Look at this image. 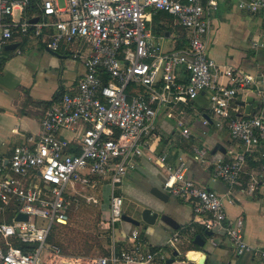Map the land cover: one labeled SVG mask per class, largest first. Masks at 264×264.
<instances>
[{
	"label": "built area",
	"instance_id": "1",
	"mask_svg": "<svg viewBox=\"0 0 264 264\" xmlns=\"http://www.w3.org/2000/svg\"><path fill=\"white\" fill-rule=\"evenodd\" d=\"M0 0V72L5 52L19 53L23 41L40 42L52 52L78 43L88 53L74 52L83 60L84 72L76 83L47 106L40 117V132L13 148L9 157L0 156V264H154L164 263L165 252L142 251L138 231L130 235L132 246L118 254L64 256L49 241L53 227L65 226L69 212L81 191L109 193L110 224L121 220L122 198L114 191L130 162L142 156L145 139L153 136L156 119H177L173 111L180 103L194 100L211 90L210 108L218 130L227 129L239 142L241 151H232L226 160L205 161L204 149H193L196 158L211 168L213 180L233 187L238 184L246 156L264 140V88L250 76L220 67L209 57L211 16L217 0ZM238 7L255 13L264 9V0L239 1ZM165 13L184 32L181 49L163 51L148 27L150 15ZM36 19L35 22L32 20ZM16 44L12 50L9 45ZM83 53V54H82ZM187 73L180 81L177 70ZM224 76L230 85L220 84ZM256 89V88H255ZM239 91L254 92L262 101L257 114L237 117L231 103ZM66 140L62 131H75ZM182 135L188 136L186 128ZM166 171L164 187L169 194L191 205L196 221L205 231L223 235L237 255L255 254L243 238L241 217L226 216L222 198L187 177V166L179 158L175 166L158 157ZM251 179L246 191L252 193ZM87 201L96 203L92 197ZM19 214L26 220H16ZM183 242L175 233L166 242L171 251ZM215 246L213 240L210 241ZM264 264V249L257 252Z\"/></svg>",
	"mask_w": 264,
	"mask_h": 264
},
{
	"label": "crops",
	"instance_id": "2",
	"mask_svg": "<svg viewBox=\"0 0 264 264\" xmlns=\"http://www.w3.org/2000/svg\"><path fill=\"white\" fill-rule=\"evenodd\" d=\"M239 1L217 0V9L211 16L208 55L218 66L252 77L256 82L252 90H261L264 88V9L251 13L239 8ZM148 27L152 32L159 30V34H153L160 36L163 51L183 46L184 32L173 18L162 13L150 15ZM18 50L19 53L5 52L0 72V156L4 158L26 138L39 134L43 110L57 102L84 72L83 60L73 59L72 54L88 53L87 48L78 43L52 52L34 40L23 41ZM177 75L180 81L187 78L183 68L177 70ZM216 79L220 84L230 85L223 75ZM211 92L204 90L191 102L176 106L173 113L179 115L183 126L174 117L167 118L166 111L158 115L154 135L144 140L142 156L130 162L114 194L125 204L122 214L140 220V211L158 202L151 191L165 193L166 171L160 167L158 157L165 154L170 166H175L181 158L187 166L188 179L222 198L228 219H243L244 241L255 254L237 255L223 235L207 236L196 221L191 205L167 192L166 213L172 228L166 224L134 227L122 220L111 225L108 221L110 236L102 255L112 251L118 254L132 246L130 235L137 230L142 251L164 250L165 262L154 264H260L257 252L264 249V140L255 152L246 156L237 185L229 187L220 180H213L211 168L196 158L193 149H204L205 161L214 162L228 159L230 152L241 151L242 146L230 137L227 129L215 127L210 108ZM261 104L254 92L239 91L230 107L237 117H252ZM184 128L188 131L187 137L182 135ZM82 130L83 126L79 125L75 131H62L60 136L72 140ZM251 179L256 181V187L248 193L246 189ZM104 190L110 193L108 186L93 192ZM105 211L110 218V209ZM175 233L183 242L177 246V251H171L166 242ZM196 236L205 241L203 247L193 243ZM211 240L215 246L210 244ZM170 260L172 262L168 263Z\"/></svg>",
	"mask_w": 264,
	"mask_h": 264
},
{
	"label": "rangeland",
	"instance_id": "3",
	"mask_svg": "<svg viewBox=\"0 0 264 264\" xmlns=\"http://www.w3.org/2000/svg\"><path fill=\"white\" fill-rule=\"evenodd\" d=\"M58 4L63 7V0H58ZM105 191L101 193L89 189L81 191L82 196L92 197L96 203L87 201L84 197L77 198L76 203L72 204L67 224L54 229V241L60 244L64 256L103 254V248L110 236V229H108L110 218L105 211V209L109 210V193ZM124 207L125 204L121 206V212Z\"/></svg>",
	"mask_w": 264,
	"mask_h": 264
},
{
	"label": "water",
	"instance_id": "4",
	"mask_svg": "<svg viewBox=\"0 0 264 264\" xmlns=\"http://www.w3.org/2000/svg\"><path fill=\"white\" fill-rule=\"evenodd\" d=\"M32 21L35 22L36 19H33ZM15 47L16 44H12L7 46L5 49L12 50ZM151 192L154 197L158 200V202L146 205L144 209L140 211V220L130 218L125 214L121 215V220L134 227H140L143 225L154 226L155 224H166L172 228V222L170 220V217L166 213V204H168L169 202V195L167 194V192L169 193V189L165 187V193L157 191L156 189H153ZM16 220H26V216L23 214H19L16 217ZM205 234L207 236H210L212 233L210 231H205ZM193 243L195 245L203 247L205 241L202 240L200 236H196L193 240ZM176 255L177 253L174 252V256ZM171 262L172 260H170L168 263Z\"/></svg>",
	"mask_w": 264,
	"mask_h": 264
},
{
	"label": "trees",
	"instance_id": "5",
	"mask_svg": "<svg viewBox=\"0 0 264 264\" xmlns=\"http://www.w3.org/2000/svg\"><path fill=\"white\" fill-rule=\"evenodd\" d=\"M37 1H38V0H32V3H33V4H36ZM162 14H165V13H162ZM165 15H167V14H165ZM167 16H169V15H167ZM169 17H171V16H169ZM171 18H173V17H171ZM153 33L159 34L160 32H159V30H155V29H154V30H153ZM182 41H183V43H182L183 46H182L181 48H183L184 45H185V40H184L183 37H182ZM181 48H177V49H181ZM3 61H4V60H3ZM3 61H2V63H3ZM70 212H71V211H70ZM70 212H69V215H70ZM56 227H57V226H56ZM56 227H53V228H52L51 235H50V237H49V241H50V242H53V243H55V244H57V245L60 247L61 252L63 253L60 244H59V243H56V242L54 241L53 231H54V229H55Z\"/></svg>",
	"mask_w": 264,
	"mask_h": 264
}]
</instances>
